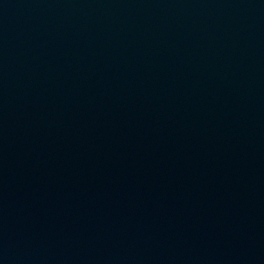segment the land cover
I'll use <instances>...</instances> for the list:
<instances>
[{
	"label": "water",
	"instance_id": "water-1",
	"mask_svg": "<svg viewBox=\"0 0 264 264\" xmlns=\"http://www.w3.org/2000/svg\"><path fill=\"white\" fill-rule=\"evenodd\" d=\"M264 38V0H0V264H127Z\"/></svg>",
	"mask_w": 264,
	"mask_h": 264
}]
</instances>
